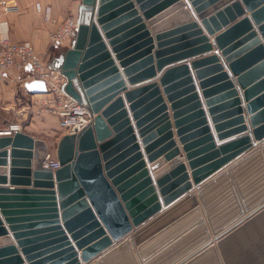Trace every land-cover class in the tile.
I'll use <instances>...</instances> for the list:
<instances>
[{
  "label": "water",
  "instance_id": "obj_1",
  "mask_svg": "<svg viewBox=\"0 0 264 264\" xmlns=\"http://www.w3.org/2000/svg\"><path fill=\"white\" fill-rule=\"evenodd\" d=\"M77 22L49 67L94 117L53 171L0 135V264H264V0H82Z\"/></svg>",
  "mask_w": 264,
  "mask_h": 264
},
{
  "label": "crops",
  "instance_id": "obj_2",
  "mask_svg": "<svg viewBox=\"0 0 264 264\" xmlns=\"http://www.w3.org/2000/svg\"><path fill=\"white\" fill-rule=\"evenodd\" d=\"M35 2H39L42 8L46 6L50 7L51 17L56 21H61L72 13H77V9L72 7L70 0H13L11 2V10L4 17L7 22V36L10 41L30 42L39 54L45 56L49 65L53 58L70 47L71 42L65 41L61 44H49L48 32L51 25L44 21L43 13L35 11ZM212 7L210 6L207 10L210 11ZM154 34L152 35L153 38ZM207 37L210 41L212 40V36L207 35ZM157 43L158 41L154 39L153 51L156 50ZM169 45L172 46L174 44ZM213 51L212 49L211 52ZM211 52L199 56L211 55ZM196 57L198 56L189 58L187 60L188 63ZM25 73V71L21 72L14 68L0 72V119H14V121H10L7 125L19 124L21 131L33 138L43 140L46 143L47 151L55 154L53 147H55L59 138L63 135L58 125V120L41 109L37 101L40 98L38 94H31L25 89L24 84L30 81L25 77ZM191 73L193 75V70H191ZM159 75L157 72L156 77L153 79L158 84ZM127 88L129 90L134 88V86L127 85ZM123 93L121 92L120 95ZM167 105L169 104L167 103ZM168 113L171 116L170 110H168ZM0 123L1 125H5L6 121L3 120ZM172 131L174 134L173 139L180 149V155L184 159L183 163L186 166L187 172H189L184 152L181 150V145L177 142L178 138L175 135V129L172 128ZM6 149L9 151L10 148L7 147ZM0 187L12 188L14 186H11L7 179V183L0 185Z\"/></svg>",
  "mask_w": 264,
  "mask_h": 264
},
{
  "label": "built area",
  "instance_id": "obj_3",
  "mask_svg": "<svg viewBox=\"0 0 264 264\" xmlns=\"http://www.w3.org/2000/svg\"><path fill=\"white\" fill-rule=\"evenodd\" d=\"M13 0H0V72L9 69L25 71L29 80H40L44 83L46 92L38 94L37 99L41 109L58 120L61 133L76 134L92 122L93 114L86 106L69 96L63 89L65 78L59 71L49 67L44 55L39 54L28 41L12 42L7 36V22L5 15L11 10ZM82 0H70L76 9ZM34 9L43 13V19L51 25L48 32L49 44H61L75 38L78 27L77 13H72L61 21L51 17V8L41 7L39 2L34 3ZM21 131L19 124H10L0 130V135H13ZM43 165L52 171L59 167L53 152L47 151Z\"/></svg>",
  "mask_w": 264,
  "mask_h": 264
},
{
  "label": "rangeland",
  "instance_id": "obj_4",
  "mask_svg": "<svg viewBox=\"0 0 264 264\" xmlns=\"http://www.w3.org/2000/svg\"><path fill=\"white\" fill-rule=\"evenodd\" d=\"M3 120L6 121V124L5 125H1V123H0V128H2V129L6 128L8 126L7 124H9L10 121H14V119L9 118V119H0V122L3 121ZM55 147H56V145H55ZM55 147H53L54 148L53 151H55Z\"/></svg>",
  "mask_w": 264,
  "mask_h": 264
}]
</instances>
